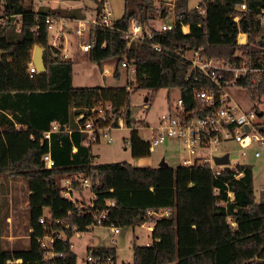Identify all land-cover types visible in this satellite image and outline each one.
<instances>
[{
	"label": "trees",
	"instance_id": "obj_1",
	"mask_svg": "<svg viewBox=\"0 0 264 264\" xmlns=\"http://www.w3.org/2000/svg\"><path fill=\"white\" fill-rule=\"evenodd\" d=\"M202 0L198 8L187 9L186 0H124L123 14L113 20L111 29L94 28L89 32L87 57L101 69L112 62V77L119 79L122 63L133 70L124 85L74 87L72 62L60 57V47L48 43L47 17L83 20L80 8L62 10L32 0H3L4 23L0 25V264H77L71 250L72 228L87 232L97 211H105L102 226H133L134 220L152 223L151 242L132 246V264H264V192L257 198L250 165L215 174L207 163L189 166L134 167L127 162L93 163L91 144L84 145L78 127L98 116L99 107L109 105L113 128L122 119L130 128L129 145L133 159L148 157L149 144L137 131L145 127L134 121L129 111L130 96L146 91L147 103L160 89H175L187 110L197 111L193 99L202 79L186 80L187 63L174 50H199L204 58L236 66L246 60L247 72L235 86L247 89L252 97L264 95V25L258 19L264 0ZM104 0L96 2L101 14ZM187 9L180 23L170 31H156L150 21L166 18L173 9ZM200 10L202 12H200ZM241 14L235 22L233 15ZM140 23L153 33L150 41H133L127 46L123 33L130 22ZM182 26H188L183 33ZM239 33L246 43L238 44ZM158 44L160 50L150 47ZM35 46L45 52V73L29 77L27 67ZM148 108V107H147ZM83 115L78 122L75 118ZM57 123L49 139L43 133ZM134 127H137L136 129ZM33 137V140L31 139ZM49 153L54 161L46 169L41 156ZM242 174L241 176H237ZM21 177L26 182V247L5 246V203L2 179ZM69 178L81 191L79 180L87 178L94 194L92 207H77L61 196L60 180ZM232 194V198L230 196ZM112 201L113 205H106ZM48 209L49 222L39 223ZM161 213L160 218L147 216ZM147 216V217H146ZM59 221V223H56ZM67 226V227H66ZM64 234L49 248L38 238L46 234ZM51 252L52 257L46 253ZM95 257L115 256L111 247H89Z\"/></svg>",
	"mask_w": 264,
	"mask_h": 264
},
{
	"label": "built area",
	"instance_id": "obj_2",
	"mask_svg": "<svg viewBox=\"0 0 264 264\" xmlns=\"http://www.w3.org/2000/svg\"><path fill=\"white\" fill-rule=\"evenodd\" d=\"M247 1L249 0H243L242 3L237 6V10L240 12L244 11ZM103 5L104 9H102L101 14L96 15L95 13V17L91 19L67 20L61 17H47L45 23L47 25L48 38L51 36L50 30L54 29L55 24L58 23L60 25L59 31L52 35V41L50 43L48 41L49 45L54 48H59V42L65 34L64 30L68 33H74L78 37L85 34L88 37L91 29L97 27L111 29L113 20L111 19L106 2L105 4L103 3ZM195 8H198V6ZM200 12L202 11L200 10ZM3 15L4 6L3 14L0 15V25L4 23ZM240 17L241 14L237 12L233 15V20L237 22ZM263 17L264 10H261L258 19L261 21ZM165 19V22L161 23L160 27L154 30L159 32L170 31L178 24L175 23L176 19H171L170 16H167ZM71 23L74 28L69 26ZM181 30L185 34L188 33L184 31L182 27ZM152 36L153 33L151 30L144 29L140 23L132 20L128 30L123 33L122 37L126 41L127 46H129L133 41H150ZM78 46L83 53H87L90 49L89 43L79 44ZM150 47L154 50H160V46L155 43H151ZM174 52L178 53L187 63L185 79H193L194 81L202 79L203 84L206 85V88H196L193 93V99L198 106V112L200 114H198L197 111L187 110L182 98L178 95L172 105H169L167 113L162 114L158 118L157 125L150 127V136L147 140L150 151H153L155 147L165 143L166 140L174 139L181 143L182 147H184L190 155L196 154V150L207 151L209 153L208 157L198 155L196 160L199 163L209 164L215 174H219L222 167L214 164L215 157L211 158L210 154L215 152L219 146L225 147L226 144L233 143L238 150H240L241 156H245L247 151L254 149L253 156L256 158L260 157V151L257 149L255 150V146H264V129L262 130L264 125L258 121L259 113L253 109L245 111L239 108L232 99L230 92L233 87H236L235 83L237 79L244 77L247 72H254L255 70L249 69L246 66L245 59L241 60L236 66L231 67L217 59L202 57L199 50L189 51L176 49ZM60 57L67 59L66 56L60 55ZM126 67L125 63L121 64V68ZM27 74L29 77L39 74L31 61L27 67ZM101 74L103 76L108 74L105 65L101 70ZM82 117V114L77 116L75 121L78 122ZM119 121L120 119L118 120V125ZM112 124L111 107L107 105L105 110L103 107L99 108L98 116L86 119L78 127L79 132L84 136L82 143L84 145L96 143L99 142L101 137L106 138L107 143H109L112 141V138L109 137L108 133L114 129ZM245 127L248 128V131L245 130ZM57 128V123L53 122L50 130L43 133V139H49L50 134L56 131ZM31 139L33 140V137H31ZM227 151V149L222 150V152ZM41 161L46 169H52L54 167V161L49 153L43 154L41 156ZM192 163L193 161L191 160H184L182 165L189 166ZM241 175L242 174H239L237 176ZM79 183L83 188L82 190H88L90 192L91 200L89 206L92 207L91 201L94 199V194L90 191V180L83 178L79 180ZM60 187L61 196L68 201L76 203L75 197L79 194V190L72 188L70 179H61ZM106 205L112 206L113 202L107 201ZM105 215V211H97L93 223L86 228L87 232L93 230L94 227H102V221L105 219ZM49 220L50 216L44 214L39 219V223L44 224L45 222H49ZM56 223H59V221H56ZM107 227H110V232L112 234L116 235L119 233L118 227L113 225ZM72 230L76 232L75 228H72ZM61 237L62 236L57 233L46 234L38 238L37 242H39L42 248H49L55 240ZM113 243L114 240H111V244ZM52 255L51 252L46 253L47 257H52ZM115 261L116 259L111 255L106 257H95L87 253L86 257L82 259L81 264H116Z\"/></svg>",
	"mask_w": 264,
	"mask_h": 264
},
{
	"label": "rangeland",
	"instance_id": "obj_3",
	"mask_svg": "<svg viewBox=\"0 0 264 264\" xmlns=\"http://www.w3.org/2000/svg\"><path fill=\"white\" fill-rule=\"evenodd\" d=\"M30 0H25V3ZM77 1L74 3H69L71 6H81L80 9L84 13V19H91L95 17V7L96 2L101 0H69ZM107 4V8L110 12L111 19L117 20L123 14V4L124 0H104ZM159 1V0H155ZM187 9H192L194 6L198 5L202 0H186ZM104 2V4H105ZM174 2V1H173ZM167 2V3H173ZM33 6L38 7L40 5L54 8H60V5L53 1L47 3L46 0H32ZM50 4L51 6H48ZM58 5V6H55ZM3 0H0V15L3 14ZM72 8H62V10H69ZM104 9V5L102 6ZM172 11L169 12V14ZM164 19H162V22ZM264 25V17L261 20ZM151 28L156 29L160 27L161 18L156 16L155 19L151 21ZM69 26L73 27L71 23ZM60 29L58 23L55 24L54 29L50 30L51 36L48 38L49 43L52 41V35L57 33ZM66 33L67 46L69 49V56L72 57V78L74 87H91V86H100L106 84L107 86H119L124 85L127 79V76L132 80L133 74L129 73L125 68L122 70L119 68V79H115L112 76L103 78L100 76L101 69H98L96 64L90 62L87 59L86 55L80 56L77 59L73 55L74 48L78 47L79 44L89 43V36L86 34L78 37L74 33ZM65 36V34H64ZM58 41V40H57ZM64 38L62 37L59 42L63 43ZM243 43V42H241ZM113 68L114 64L112 62L104 63L103 66ZM102 66V67H103ZM231 96L236 105L242 110H255L261 113L258 121L264 125V95L261 97H252L251 93L247 89L233 87L231 89ZM178 97V92L175 89H160L155 97L153 102L149 105L146 98V91L140 90L135 94L130 96L129 100V111L131 118L134 121H142L145 127H134L137 128V131L145 140L149 139L150 136V127L157 125L158 118L167 113L169 105H172L173 101ZM107 105H104L105 108ZM148 107V108H146ZM100 108V107H99ZM122 120V119H121ZM123 127L112 129L108 135L112 138V141L107 143L106 138L101 137L98 143H93L91 145V155L93 156V163L102 164V163H119L127 162L133 165L142 164L140 167H155L160 163L162 159L169 164V166L175 167L184 159V158H196L197 155L208 157V152H202L196 150V154H188V151L184 148L183 151H179L177 148H172L170 151L175 152V156H169L165 145H159L151 151L148 157L135 160L130 155V145L129 136L130 128H127L122 120ZM141 128V129H140ZM179 143V142H178ZM181 145V143H179ZM182 146V145H181ZM227 149L229 151L230 165L234 169L236 164H247L251 166L253 174V188L254 194L257 198L260 191L264 192V146H255V150L260 151V157L256 158L253 156V150L247 151L245 156H241L240 150L236 147L235 144L229 143L225 147L219 146L215 152L211 153V158L218 156L222 150ZM167 153V154H166ZM79 196L76 195V206L77 207H87L89 206L90 194L87 191H79ZM29 193L26 189V182L21 177H5L2 179V188L1 195L5 203L4 212L7 213L5 219V230L3 233L5 246H16V247H26L29 239V230L27 227V195ZM232 197V196H231ZM44 214L47 213V210L44 209ZM48 215V213H47ZM162 215V214H161ZM147 216H151L150 214ZM146 216V217H147ZM152 217V216H151ZM156 218V217H155ZM133 226L118 227L119 234L114 235L110 232V227H94L93 230L88 232H79L76 233L72 230V235L70 238L71 250L76 254V263L81 264V259L86 257L87 248L92 247H113L115 249L116 264H132V246L133 244L143 246L146 243L151 242L150 233L146 230V225L142 226V221L135 219ZM142 226V227H141ZM64 239V234H59ZM111 240H114V243L111 244ZM13 264V262H11Z\"/></svg>",
	"mask_w": 264,
	"mask_h": 264
},
{
	"label": "crops",
	"instance_id": "obj_4",
	"mask_svg": "<svg viewBox=\"0 0 264 264\" xmlns=\"http://www.w3.org/2000/svg\"><path fill=\"white\" fill-rule=\"evenodd\" d=\"M47 1V3H48V1L49 2H51V1H53V2H55L56 4L58 3L59 5H60V8L62 9V8H80L81 6H74V5H76L75 3L77 2V1H69V0H46ZM163 1H165L166 3L169 1V2H173V1H175V0H163ZM74 3V5L72 6H70L69 5V3ZM48 6H51L50 4H48ZM55 6H58V5H55ZM53 8H54V6H52ZM195 7H197V5L196 6H194V8ZM186 11H187V9H185V8H179V9H173L172 10V12L170 13V14H168V16H170V18L171 19H176V21H175V23H179L180 22V20L182 19V16L183 15H185V13H186ZM164 19V21L163 22H165V18H163ZM162 22V18H161V23H163ZM150 23H151V21H150ZM151 25V24H150ZM152 27V26H151ZM182 28H187V32H188V30H189V28H188V26H182ZM68 30V29H67ZM67 34H68V32H67ZM241 35H243L244 36V42L243 43H239V41H238V37L240 38V36ZM64 38V41H63V43H61L60 44V55L61 56H66V58L67 59H69V60H72V57H70L69 56V49H68V46L66 45L67 44V42H68V40H66V33H65V36L63 37ZM237 43L238 44H245L246 43V35L244 34V33H239L238 34V36H237ZM73 55L78 59L79 58V55L80 56H83V55H86V53H83V52H81L80 51V49H79V46L78 47H76V48H74V50H73ZM87 57V56H86ZM87 59H88V57H87ZM106 66V65H105ZM73 67V66H72ZM103 68V67H102ZM106 69L108 70V74L107 75H105V76H103L102 74H100V76L101 77H103V78H106V77H111L112 76V70H111V68L110 67H108V66H106ZM123 69H125V68H123ZM120 70H122V68L120 69ZM129 73H131V74H133L134 72H133V70L131 69V70H129L128 71ZM72 85H73V78H72ZM103 85H106V84H103ZM103 85H100V86H103ZM74 86V85H73ZM89 87V86H88ZM177 91V90H176ZM178 92V91H177ZM178 95H179V93H178ZM145 99V98H144ZM259 113V112H258ZM261 114V113H260ZM120 126L121 127H123V125H122V120L120 119V121H119V125H118V128H120ZM148 126V125H147ZM114 129H116V128H114ZM141 129V128H140ZM139 134V133H138ZM140 136V135H139ZM142 138V137H141ZM143 139V138H142ZM143 140H145V139H143ZM145 141H147V140H145ZM96 143H98V142H96ZM93 144V143H92ZM91 144V145H92ZM129 144V143H128ZM90 145V146H91ZM163 145H165L166 147H165V149L167 150V153L169 154V156H175V152L174 151H170V149L172 148V146H173V148H174V150H175V148H177L179 151L181 150V151H183L184 150V148L178 143V141H176V140H174V139H168V140H166L165 141V143H163ZM202 152H207V151H205V150H201ZM228 152V153H227ZM227 152H220V154H219V156H222V155H224V154H228V157H229V151H227ZM166 153V154H167ZM189 154V153H188ZM208 155H209V153H208ZM211 155V154H210ZM215 157H218V156H215ZM198 158V155L196 156V158H184L178 165H182V162L184 161V160H191V161H193V162H195V161H197L196 159ZM139 159V160H138ZM135 160H138V162L141 160V158H137V159H135ZM161 161H164L165 162V160L164 159H162ZM160 161V162H161ZM141 162H139L138 164H136V165H133V164H131L132 166H134V167H140V166H142V164H140ZM166 164H167V166H169V164L167 163V162H165ZM159 164V163H158ZM236 165H238V164H236ZM235 165V166H236ZM148 167H150V166H148ZM155 167H158V165L157 166H155ZM170 167H172V166H170ZM176 167V166H175ZM175 167H172V168H175ZM151 168H154V167H151ZM229 168L230 169H233V168H231V165H230V157H229ZM235 168V167H234ZM82 191H87L89 194H90V192L88 191V190H81V192ZM80 193V192H79ZM79 196V194H77V197ZM90 196V200H91V194L89 195ZM90 200H89V202H90ZM47 210V213H48V209H46ZM47 213L45 214V215H47ZM150 215L152 216V217H156V219L157 218H160L161 217V213H154V212H152V213H150ZM140 221V220H139ZM143 223H142V226H145L146 225V230L150 233V231L152 230V223H149V222H145V221H142ZM141 226V227H142ZM119 234V233H118ZM117 234V235H118ZM149 243H146L145 245H148ZM90 247H92V246H90ZM97 247H101V246H97ZM89 248V247H88ZM87 248V249H88ZM111 248H113V247H111ZM115 250V249H114ZM81 262H82V259H81ZM128 264V263H127Z\"/></svg>",
	"mask_w": 264,
	"mask_h": 264
},
{
	"label": "water",
	"instance_id": "obj_5",
	"mask_svg": "<svg viewBox=\"0 0 264 264\" xmlns=\"http://www.w3.org/2000/svg\"><path fill=\"white\" fill-rule=\"evenodd\" d=\"M44 52H45V50L39 46H35L33 48V51H32L31 62L35 66V68L37 69L39 74L45 73V67H44V62H43ZM0 55H1V52H0ZM144 100L146 101L147 98H145ZM258 115L261 116L260 113ZM263 129H264V127H262V130ZM245 130L248 131V128L245 127ZM214 164L216 166H221L224 171H229L230 168H229L228 154H224L222 156L215 157L214 158ZM166 166H167V164L164 161H161L158 164V167H166Z\"/></svg>",
	"mask_w": 264,
	"mask_h": 264
},
{
	"label": "bare ground",
	"instance_id": "obj_6",
	"mask_svg": "<svg viewBox=\"0 0 264 264\" xmlns=\"http://www.w3.org/2000/svg\"><path fill=\"white\" fill-rule=\"evenodd\" d=\"M184 31H187V28H184ZM239 36H240V35H239ZM238 41H239V43L244 42V36L241 35L240 38L238 37ZM230 196H232V194H230ZM231 198H232V197H231Z\"/></svg>",
	"mask_w": 264,
	"mask_h": 264
}]
</instances>
